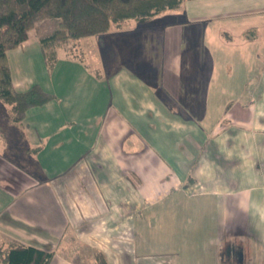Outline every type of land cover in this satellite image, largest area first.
<instances>
[{
  "label": "crops",
  "instance_id": "1",
  "mask_svg": "<svg viewBox=\"0 0 264 264\" xmlns=\"http://www.w3.org/2000/svg\"><path fill=\"white\" fill-rule=\"evenodd\" d=\"M97 37L100 73L63 72L21 122L1 109L3 171L25 181L1 243L50 264H264V0H183ZM62 51L54 69H78Z\"/></svg>",
  "mask_w": 264,
  "mask_h": 264
},
{
  "label": "trees",
  "instance_id": "2",
  "mask_svg": "<svg viewBox=\"0 0 264 264\" xmlns=\"http://www.w3.org/2000/svg\"><path fill=\"white\" fill-rule=\"evenodd\" d=\"M183 0H0V101L10 106L14 122H21L28 110L43 106L54 95L39 84L19 91L12 87L6 53L26 40L39 19H56L58 28L39 39L51 66L56 44L105 34L112 25L125 21L143 22L157 14L177 9ZM3 264H50L53 254L32 246L9 243L0 249ZM99 264H107L100 258Z\"/></svg>",
  "mask_w": 264,
  "mask_h": 264
},
{
  "label": "rangeland",
  "instance_id": "3",
  "mask_svg": "<svg viewBox=\"0 0 264 264\" xmlns=\"http://www.w3.org/2000/svg\"><path fill=\"white\" fill-rule=\"evenodd\" d=\"M133 21V20H132ZM58 28V20L56 19H39L34 23L32 28L28 30L30 41L27 47H23L22 49H14L8 52L9 57V65L11 68V76L13 80H18L22 82V87L20 90H26L33 84H39L44 89L52 90V88H56V91L61 92V83L63 72L66 74V77H71V79L76 78L77 76H81L83 78H89V76H93V72L95 74L100 73L98 67V51L96 50V45L99 43L97 36H88L86 38H82L79 40H68L62 42L60 44H56L57 48H63L64 51L60 52V54H66L72 57H78V63L74 66H79L78 69H74L70 65L57 64V68L54 69L53 63L51 66L47 64L46 58L43 55V52L37 42L36 38H41L47 36ZM76 45V48H68L69 46ZM67 47V49L64 48ZM85 47H88L85 48ZM84 56V57H83ZM80 61V62H79ZM82 62V63H81ZM69 66V67H68ZM66 68H71L67 70ZM67 70V71H66ZM91 74V75H90ZM68 80V79H67ZM70 90L67 91L68 100H70ZM64 94V93H62ZM89 94L85 95L86 100L89 98ZM63 98V97H62ZM9 105L0 103V119H2L3 111L4 113H10ZM3 111H2V110ZM4 141V140H3ZM7 142V141H5ZM10 145V144H9ZM8 151H11L14 157L13 159H17L19 157V150L16 148H9ZM17 150V151H16ZM6 163L5 160L0 156V221L5 220L7 218L12 217L13 206L15 205V197L14 193L20 188L21 183L24 180L18 179L17 175L13 172H8L5 167H2ZM16 176V177H14ZM1 223V222H0ZM3 225V224H2ZM6 229V228H4ZM3 229V230H4ZM12 242H3L0 241V249H4L7 245ZM17 244V243H13ZM21 245V244H20ZM122 250L116 252L117 254L113 259H106L104 254L101 252L93 253L95 255V263L99 264L100 258H103L107 264L111 262L112 264H127V259L122 258ZM52 253V252H51ZM53 254V253H52ZM92 254V253H91ZM54 256V254H53ZM92 256V255H91ZM113 256V255H112ZM121 257V258H120ZM2 257H0V264H3L1 261ZM110 260V261H109ZM136 264H142L143 260L141 255H138L135 260ZM135 264V263H134Z\"/></svg>",
  "mask_w": 264,
  "mask_h": 264
}]
</instances>
